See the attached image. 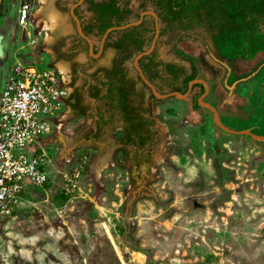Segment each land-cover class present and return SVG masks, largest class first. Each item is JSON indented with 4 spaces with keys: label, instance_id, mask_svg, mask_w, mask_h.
I'll list each match as a JSON object with an SVG mask.
<instances>
[{
    "label": "rangeland",
    "instance_id": "1",
    "mask_svg": "<svg viewBox=\"0 0 264 264\" xmlns=\"http://www.w3.org/2000/svg\"><path fill=\"white\" fill-rule=\"evenodd\" d=\"M18 3L0 0V34L7 42L0 84L18 62L53 64L52 45L77 38L68 7L36 0L34 19L25 27L16 18ZM132 5L135 14L142 11L137 0ZM147 8L153 9L151 2ZM147 25L151 30V21ZM205 44L211 40L204 30L174 31L158 39L156 51L186 67L178 82L182 93L195 65L196 76L210 84L205 99L220 119L245 113L264 129V104L256 108L238 93L241 81L264 71V53L228 61L202 50ZM113 56L109 48L99 62L110 64ZM77 58L84 63L86 52ZM133 60L127 62L130 75L153 114L146 113L153 118L152 142L146 150L122 147L118 122L98 141H87L92 114L71 117L44 144L50 183L26 196L14 215L0 217V264H264V140L219 127L213 111L198 103L204 84H194L185 99L153 96ZM156 87L171 91L169 82Z\"/></svg>",
    "mask_w": 264,
    "mask_h": 264
},
{
    "label": "trees",
    "instance_id": "2",
    "mask_svg": "<svg viewBox=\"0 0 264 264\" xmlns=\"http://www.w3.org/2000/svg\"><path fill=\"white\" fill-rule=\"evenodd\" d=\"M141 1L144 5L153 3L161 21L166 24L161 29V36L167 32L206 27L218 55L223 59L249 60L264 52V0ZM86 2L89 5L88 10L92 13L91 18L86 20L87 26L82 22L87 34L94 33L95 29H98L99 34L103 36L108 28L127 21L133 12L130 6L131 0H86ZM117 31L121 36L107 44L118 51L113 67L101 68L92 75L101 85L97 87L92 97L95 100H105L111 113L105 118V110L97 112L95 120L97 128L92 130L91 136L99 138L100 130L111 123L117 115L124 123L120 141L124 145L146 149L154 137L151 128L153 118L146 115L150 113V109L144 106V95L139 96L136 80L128 76L126 61L151 45L155 28L153 27L151 36L145 34L143 37L138 31V26ZM117 31L110 32L108 38ZM187 59L193 60L190 57ZM139 63L153 83L156 84L159 79L172 80L176 84H171V91H183L178 82L187 75L184 66L157 61L155 52L140 58ZM160 65H164V68L160 69ZM100 71L105 72L107 81L102 80ZM193 73L187 79V84L197 77L195 65H193ZM101 87L107 90L103 95H100ZM151 113L150 115H153ZM58 197L65 198L64 194H58Z\"/></svg>",
    "mask_w": 264,
    "mask_h": 264
},
{
    "label": "built area",
    "instance_id": "3",
    "mask_svg": "<svg viewBox=\"0 0 264 264\" xmlns=\"http://www.w3.org/2000/svg\"><path fill=\"white\" fill-rule=\"evenodd\" d=\"M35 1L19 0L17 5V21L25 27L36 14ZM32 42L39 39L34 37ZM68 91V73L56 64L41 68L33 62H18L6 78L0 92L1 218L14 215L26 196L50 183L47 152L28 150L42 136L63 130Z\"/></svg>",
    "mask_w": 264,
    "mask_h": 264
},
{
    "label": "flooded vegetation",
    "instance_id": "4",
    "mask_svg": "<svg viewBox=\"0 0 264 264\" xmlns=\"http://www.w3.org/2000/svg\"><path fill=\"white\" fill-rule=\"evenodd\" d=\"M65 1L66 2H64V0H56V5L60 8V10H66L67 7H68L69 8V13H70V6H71V4L77 2L78 0H65ZM132 1L133 0H131V3H130V6H131L132 11H133L132 14L130 15V17H129V19L127 21H125V22H123L121 24H118V25H122V24L129 23L131 21L138 20L140 18L141 12L149 9V8H147V4L144 5L143 4V1L137 0V2H140V7L139 8L142 9V11L139 12V13H137V14H135V10L133 8ZM152 5H153V3H152ZM88 6H89L88 3L86 2V0H84V3H82L81 5H79L78 7H76V13L79 15V17H81L80 19H81V21L83 22V24L85 26H87L86 20L89 19V18H91V16H92L91 11L88 10ZM16 8H17V6H16ZM153 10H155V6L154 5H153ZM133 14H135V17H132ZM71 18H72V16H71ZM72 20L75 23V21H74L73 18H72ZM148 21H151V27H152L151 30H150V25H147ZM165 25L166 24L161 21V29L163 27H165ZM75 26H76V23H75ZM115 26H117V25H115ZM134 26H138V31L142 34V37L145 34L147 36H151L148 33L150 31L152 32L153 27L156 29V27H155V19H154V17L151 14H146L144 16L143 21L140 24L132 25L130 27H134ZM130 27H127V28H130ZM127 28H125V29H127ZM125 29H118V30H125ZM200 29L201 30H204L206 32L207 36H209L210 37V40H211V45L210 44H205L203 47H201L202 50H204L205 52H207V51H215L217 53V50L214 47V44H213V41H212V38L210 36V33H209L208 29L206 27H203V28H200ZM43 30H44V27H43ZM76 30H77V28H76ZM197 30L198 29H196V30L194 29V30H190V31H183V32L193 33V32H196ZM113 31H117V30H113ZM178 31H180V30H178ZM76 34L77 35L75 37H77V38H75V39L73 38L69 42L66 40V37H61L54 45H52L53 46V53L56 56V61L53 64H56L57 66L61 67L66 73H68V76H69V91H68V97L66 99V105L69 108V113H70L71 117H73L74 115L87 116L88 114L91 113L92 116H93V127L89 131L86 140L87 141L88 140L98 141L99 138H96V137L93 138L91 136L92 130H94V129L97 128V126L95 124V120L96 119H94V114L93 113H95V116H96L97 112H99L101 110H105L106 111L105 118H106V117H109L110 116V113L111 112L109 111V109H108L109 106L107 105V103H106L105 100H101V99L95 100L92 97V95H93V93H95L97 87L101 86L98 83V81L95 78H93L92 75L95 72L99 71L101 68H109V69H111L113 67L114 61H115V59L117 57V54H118V51H117L116 48H114L112 46H107V44L110 43L112 40H115L116 38H118L119 36H121V33L117 31V32H114L110 38H108V36H107L106 41L104 43L103 50L100 53V55H98V56H92L90 54V51H89V43H88V41L84 37H82L79 34L78 30H77V33ZM88 35H90L93 38V40H94V51H95V54H98L99 51H100V49H101V40H102V37L103 36L99 34L98 29H95V32L94 33H91V34H88ZM160 37H161V35H160ZM94 38H99V43H97ZM75 42H77V44H75ZM109 48H111L112 50L115 51V56H113V58L111 59L110 64H106V65L100 64L99 63L100 59L103 58V56L105 55V52ZM80 51L86 52L87 60L84 63L81 62L77 58V54ZM153 52H155V56H156V60L157 61H162L164 64L170 62V61L166 62V61H164V60H162L161 58L158 57V53L156 51V47H155V49H154ZM128 61H126V66H127V70H128V76L132 77L130 75V68H129L128 63H127ZM133 62H134V60H133ZM171 63H175V62H171ZM177 65H179V64H177ZM179 66H183V65H179ZM91 67H94V69H93V71L90 74L87 75L88 78L85 79L84 78V75L83 76H80V73L81 72L83 74H87L85 72V70L86 69H89ZM135 68H136V66H135ZM159 68L160 69L161 68H164V65H160ZM185 69H186V67H185ZM136 70H137V68H136ZM100 72H101L100 74H101L102 80H106L107 81V79L105 78V72L104 71L103 72L100 71ZM137 72L139 74V77H140L142 83L145 84V85H147L150 88V86L142 79V77H141V75H140V73H139L138 70H137ZM160 81H162L163 83L165 82L167 84L169 82V85L170 86H171L172 83L173 84H176L172 80L170 81V80H167V79L166 80L159 79L158 81H156V84L153 83L152 81L151 82L155 86H157ZM136 88H137V82H136ZM106 92H107L106 88L105 87H101L100 95H103ZM91 99H94L95 100V103L92 102ZM116 122H118L120 124L121 131L123 132L124 123H123V121H121V119L118 118L117 115H115L114 120L111 123L107 124L102 130H100L101 134L106 129V127H109V126H111L112 124H114ZM151 128H152V130H154L153 129V126ZM120 144L122 145V147H126V148L129 147V146H133V145H124L121 141H120ZM133 147H135V146H133ZM142 150H146V149H142ZM144 155L145 154H142V155L139 154L138 156H139L140 159L141 158L142 159H145L146 157ZM137 159L138 158H136V160Z\"/></svg>",
    "mask_w": 264,
    "mask_h": 264
},
{
    "label": "water",
    "instance_id": "5",
    "mask_svg": "<svg viewBox=\"0 0 264 264\" xmlns=\"http://www.w3.org/2000/svg\"><path fill=\"white\" fill-rule=\"evenodd\" d=\"M82 3H84V0H78L77 2L71 4V6H70V14H71L72 18L74 19V21L76 23V28H77L79 34L88 41V43H89V51H90V54L92 56L100 55V53L103 50L106 38H107L108 34L111 31L118 30V29H125L127 27L132 26V25L140 24L143 21L144 16L146 14H151L154 17V19H155V27H156V29H155L154 37H153V40L151 42V45L135 56L134 65L136 66L137 70L139 71L142 79L150 86L153 94L156 97L162 98V99L163 98L172 97V96H175L177 98L185 99V98L189 97V95L191 94L194 84H196V83L204 84L205 90L198 97V103L200 105H203L205 107L210 108L213 111L214 121L219 127H221L222 129H224V130H226V131H228L230 133H233V134H247V135H250V136L254 137L255 139L264 140V134L255 133V132L251 131L250 129H234V128H231V127L227 126L226 124H224L222 122V120L220 119L219 112H218V109L216 108V106H214L210 101L205 99V97L209 93L210 85L204 78L196 77V78L191 79L189 81L188 88H187V90L184 93H182V92H180L178 90H173V91H170V92L160 93L157 90L156 86L146 77L144 71L142 70V67L140 66L139 60L143 56L148 55V54H150V53H152L154 51V49H155V47L157 45L158 39L160 38L161 20H160V17L158 15V13L155 10H153V9L145 10V11L141 12L140 18L138 20H136V21H131V22L126 23V24L112 26V27L108 28V30L104 33V35L102 37L101 49H100L98 54H95V51H94V40H93V38L90 35H88L84 31L82 21H81L79 15L76 13V7H78ZM6 46H7V42L5 41V35L4 34H0V48L2 47V53H3L2 57H0V58H3L6 55V50H5Z\"/></svg>",
    "mask_w": 264,
    "mask_h": 264
},
{
    "label": "crops",
    "instance_id": "6",
    "mask_svg": "<svg viewBox=\"0 0 264 264\" xmlns=\"http://www.w3.org/2000/svg\"><path fill=\"white\" fill-rule=\"evenodd\" d=\"M75 44H77V42H75ZM100 61H101V59H100ZM100 64H103V63H100ZM104 65H106V64H104ZM93 69H94V67L86 69L85 72L87 74H83L81 72L80 76L84 75L85 79L88 78L87 75L90 74L93 71ZM208 78L211 79L210 80L211 82H213L214 78H212L210 76ZM5 80H6V78L3 79L2 83L0 84V92H1V90H2V88L4 86V84H5ZM214 81H215V79H214ZM262 82H264V71H261L259 74H256L255 77H253V78H251L249 80L241 81L239 83V85H238V93L242 94V95H244L246 97L249 96V98L251 99L252 103L256 104L255 105L256 108H258V106L260 107L262 103L264 104V88L262 89V91H260L258 89V87L262 84ZM91 100H92V102L95 103L94 99H91ZM260 110L264 111V109H260ZM260 110H258V111L256 110V112L255 111L254 112L258 113V112H260ZM93 114H94V119H97V116H95V113H93ZM247 116H246L245 113H241V114H238V115L236 114V115H232V116L224 114V115H222V119L221 120L227 126H230L232 128H235V129H250L251 131H253L255 133L264 134V129L261 128V126L259 124L260 122L259 123L254 122L252 117L248 116V118H246ZM70 118H71V115L68 112V119H67L66 123L70 120ZM62 131L55 132V133L47 135V136H42L40 139L36 140V141H40L39 144L36 147H34V145L36 143L35 142L34 145L32 146V148H30L28 151L33 152L34 150H37L38 153L42 152L43 150L46 151V149L44 147V144L49 140V138H51V137H53L55 135L61 134Z\"/></svg>",
    "mask_w": 264,
    "mask_h": 264
},
{
    "label": "bare ground",
    "instance_id": "7",
    "mask_svg": "<svg viewBox=\"0 0 264 264\" xmlns=\"http://www.w3.org/2000/svg\"><path fill=\"white\" fill-rule=\"evenodd\" d=\"M49 15V17H50V19L52 20V21H56V16L54 15V13H50V14H48ZM52 24V23H51ZM48 25H46V27H47ZM49 27V26H48ZM48 35V34H47ZM2 55H3V53H2V47L0 48V57H2Z\"/></svg>",
    "mask_w": 264,
    "mask_h": 264
}]
</instances>
